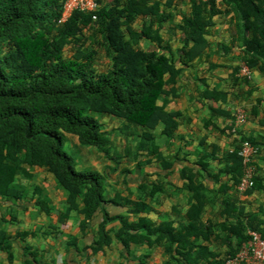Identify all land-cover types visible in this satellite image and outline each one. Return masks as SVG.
I'll use <instances>...</instances> for the list:
<instances>
[{
  "label": "trees",
  "instance_id": "obj_1",
  "mask_svg": "<svg viewBox=\"0 0 264 264\" xmlns=\"http://www.w3.org/2000/svg\"><path fill=\"white\" fill-rule=\"evenodd\" d=\"M99 2L96 10H77L60 22L65 0H0V207L4 200L17 204L27 196L22 178L34 179L32 168L39 165L65 191L68 211L57 216L59 222L65 223L69 213L75 211L84 216L81 230L86 234L90 221L97 213L102 214L91 243L83 247L75 239L69 243L78 253L91 257L105 252L115 238L122 246V260L116 264H149L151 253L158 247L167 257L162 264H224L249 239V230L264 232V219L254 211H246L237 197L244 175L239 151L244 140L260 145L254 137L238 135L233 150L224 154V170L233 185L223 184L215 191L227 192L231 188L235 193L223 199L219 212L225 218L223 228L218 221H203L202 204L209 189L195 183L196 173L200 172L188 167L184 173L188 179L185 188L190 192L189 206L178 224L172 219L132 220V215L139 216L148 210V198H153L162 185L145 178L139 184L138 199L126 197L120 191L110 197L103 173L76 169L75 157L63 148L64 135L73 134L81 145L97 148L114 163L113 170L123 163L141 165L144 156H150L148 162L154 157L171 166L173 162L159 149L155 131L157 120L163 125L161 134L167 137H173L179 125L175 115L165 110L171 98L179 95L177 84L182 68L178 61L190 65L189 48L193 43L199 55H205L211 69L214 68L207 36L216 25L217 16L234 12L241 39L240 58L264 73V0H223L225 10L218 0H190V12L183 13L175 26L185 34L178 57L170 44H162L160 34L164 23L174 18V0H167L159 13H155L152 0ZM145 16H150V21L136 26L138 18ZM88 27L94 46H85L83 35H78ZM144 40H154L155 47L144 49ZM69 45L73 50L67 55L65 48ZM218 45L225 53H231L227 44ZM101 53L109 60L104 70L97 67ZM239 68L230 76L236 84L243 79L238 75ZM214 94L219 100L229 92L224 88L211 90L207 85L203 95L210 98ZM211 113L209 122L216 115L228 114L235 119L221 109L211 108ZM96 115L123 120L119 126L126 139L123 148L112 153L105 125ZM214 158L220 159L217 153L205 151L197 164L210 173L209 160ZM130 171L128 166L122 169L125 174ZM260 189H264V178L255 174L254 185L247 192ZM33 190L32 200L51 214L42 189L34 185ZM79 201L84 204L82 208ZM109 203L125 207L126 213L111 214ZM37 232L18 230L9 234L0 230V252L7 253L13 262L14 241H23ZM58 232L59 227L53 226L50 234L56 236ZM212 240L226 249L212 250ZM144 245L148 251L138 254ZM22 250V264H45L36 246L23 244Z\"/></svg>",
  "mask_w": 264,
  "mask_h": 264
},
{
  "label": "crops",
  "instance_id": "obj_2",
  "mask_svg": "<svg viewBox=\"0 0 264 264\" xmlns=\"http://www.w3.org/2000/svg\"><path fill=\"white\" fill-rule=\"evenodd\" d=\"M152 1L155 13H159L161 7L167 2V0ZM218 1L221 8L225 10L226 5L223 0ZM104 3L106 2L104 1ZM190 10V0H174L171 10L174 18L165 22L160 30L164 39L162 44H170L177 57L180 52L178 48L181 46L185 34L175 26L181 22L182 14L188 13ZM141 18L142 23L144 21L148 23L151 19L150 16ZM215 20L216 25L210 29V34L207 36L211 44L209 54L214 68L211 69V62L207 61L205 55H199L198 49L193 43L190 44L189 48L190 65L187 67L178 61V67L182 68L177 84L179 95L171 98L165 106V110L175 115L179 123L175 135L173 137L162 135L163 125L160 120H157L158 127L155 131L157 144L160 151L173 164L168 166L167 161L163 162L153 156L152 162H148L146 159L150 156H144L141 165L137 162L130 165L123 163L118 169L113 170V162L105 160L104 165L100 163V159L103 157L100 151L97 157L95 153H91L90 149L85 151V155L89 153L96 160L98 159L97 161H90L89 155H86L90 164L97 166L105 175L108 183L106 189L110 197L120 191L126 197L138 199L141 196L139 184L145 178L150 183L158 182L159 185H162L161 190L156 192L153 198H148V210L139 216L132 215V220L149 218L159 222L172 219L176 221L175 224H178L179 219L184 216L189 206L190 192L185 188L188 179L184 173V169L188 167L195 172H200L199 174L196 173L195 183L198 185L202 183L209 189L202 204L203 221L212 219L218 221L224 228L225 218L219 216V212L226 195L234 194L235 191L231 188L227 192H216L215 190L220 189L223 184L229 187L233 185L230 175L224 170L226 163L223 158L227 151L233 150L234 142L240 134L254 137L260 143V152L255 157L254 163L256 164V174L264 178V73L255 66L252 68V76L246 81L244 80L245 77H241L243 79L236 84L230 79L234 69L240 66L242 61L237 18L234 12H223ZM219 43H225L231 47V53H225L226 50L220 48ZM155 44L154 40L142 41L144 49L154 48ZM207 85L211 90L224 88L229 94L219 100L215 98V94L207 98L203 95ZM211 108L229 112L234 118L236 111L243 109L247 118L238 126L235 125V119L228 114L225 115L226 117L216 115L209 122L212 115ZM75 140L78 141L77 138ZM203 142L206 143V147L202 144ZM125 144L126 139L124 137L123 147ZM109 145L111 146V143ZM205 151L208 153L215 152L220 158L209 160L210 173L197 164L198 159ZM126 166L131 171L125 174L122 169ZM48 174L55 181L52 174ZM55 184V188L51 190H47L42 184H35L42 189V196L49 202L52 208L51 214L42 211L32 200L34 186L31 192L19 200L17 204H11L6 200L2 202L0 230L3 229L9 234H14L18 230L35 229L38 232L35 236L27 235L23 241L20 239L14 241L15 258L13 262L9 261L7 253L0 252V264H22L24 259L23 244L36 246L41 252V259L45 264H116L121 261L122 246L115 238L105 252H99L91 257L84 255V253H78L75 247L69 244L73 242V239L80 247L91 243L102 220V214L97 213L90 221V227L86 234H83L81 230V222L84 216L75 211L69 213V218L65 223L59 222L57 216L68 211V203L65 192L57 186L56 181ZM247 191L241 192L239 190L237 197H239L246 211H254L261 219H264V189L252 193ZM79 203L80 208H82L83 202L79 201ZM107 206L113 215L127 211L125 207L113 203H109ZM53 226L59 227L56 236V231L50 234ZM209 247L212 250L220 251L226 249V246L218 245L215 240L209 243ZM132 248L135 246L133 245ZM146 251L148 249L144 245L137 253L142 254ZM157 251L162 252L163 257L161 259H157V257L154 259ZM166 258L163 249L158 247L151 253L149 264H162Z\"/></svg>",
  "mask_w": 264,
  "mask_h": 264
},
{
  "label": "built area",
  "instance_id": "obj_3",
  "mask_svg": "<svg viewBox=\"0 0 264 264\" xmlns=\"http://www.w3.org/2000/svg\"><path fill=\"white\" fill-rule=\"evenodd\" d=\"M100 6L99 0H65L63 15L60 22H65L75 11H93ZM240 77L250 78L252 68L241 61ZM246 112L243 109L235 113V125L238 126L246 120ZM260 152V146L248 140H244L239 151L243 158L244 175L238 185V189L244 192L254 185L256 167L253 164L255 157ZM249 239L242 243L236 255L229 257L224 264H264V232L249 230Z\"/></svg>",
  "mask_w": 264,
  "mask_h": 264
},
{
  "label": "rangeland",
  "instance_id": "obj_4",
  "mask_svg": "<svg viewBox=\"0 0 264 264\" xmlns=\"http://www.w3.org/2000/svg\"><path fill=\"white\" fill-rule=\"evenodd\" d=\"M104 1L106 3H108L112 0H104ZM141 20H142V18H138L136 26H140V24L142 23ZM78 35H83V44L85 46H94L95 45L94 37H93L92 31L90 30L89 27L86 28L82 32H78ZM76 47H77V45H76ZM146 48H148V46H146ZM72 50H73V48L69 45L65 48V53L67 55L71 54ZM108 65H109L108 58L104 55V53H101L99 55V58L97 61V67L100 70H104L108 67ZM96 117L99 119V121L103 122L105 125V130L107 131L106 136L110 139L112 153H115L116 151L120 150L123 147L124 135L119 131V126L123 120L121 118H117L114 116H108V115H105V116L96 115ZM64 136H65V143H64L63 148L65 151H67L68 153H70L71 155H73L75 157V160H76L75 167L77 170H79V171L92 170V171H96V172H101L97 166H93L90 164V162L87 160L86 155H89L88 159L90 161L96 160L94 158V156L92 154H89V153H86V155H85V151L87 149H90L91 153H95V155L97 157L99 155L98 154L99 150L97 148L92 147V146L81 145L77 140H75L76 136L73 134L65 133ZM101 155L103 157H101L100 163L102 165H104V161L107 159L104 157L102 152H101ZM32 170L34 171V173L36 175V177L34 179L29 180L27 178H22V182L25 185L26 191H27L26 195L31 192V189L33 188V186L35 184H42L44 187L47 188V190H51V189L55 188V185H56L55 181L53 180L51 175H49L48 172H46L42 167H40L39 165H36V166H34V168H32ZM103 180H104L105 187H107V184H108L107 179H103ZM106 196H107V192H106ZM156 257H157V259H161L163 257L162 252L157 251L154 259Z\"/></svg>",
  "mask_w": 264,
  "mask_h": 264
}]
</instances>
